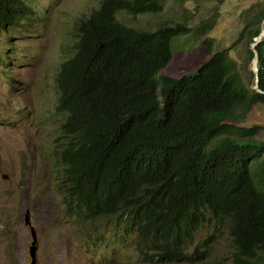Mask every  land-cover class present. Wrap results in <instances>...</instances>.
Segmentation results:
<instances>
[{
	"label": "trees",
	"instance_id": "16d2710c",
	"mask_svg": "<svg viewBox=\"0 0 264 264\" xmlns=\"http://www.w3.org/2000/svg\"><path fill=\"white\" fill-rule=\"evenodd\" d=\"M161 10L159 0H100L74 25L73 54L55 77L64 214L94 255L121 258L128 248L141 263H172L198 230L218 225L232 244L228 264H264V141L242 121L264 107V35L254 48L261 93L243 83L229 53L244 36L254 43L264 8L229 49L203 39L208 59L179 78L160 74L172 40L202 38L209 24L150 31L116 18ZM31 13L25 0H0V33Z\"/></svg>",
	"mask_w": 264,
	"mask_h": 264
},
{
	"label": "rangeland",
	"instance_id": "374dc122",
	"mask_svg": "<svg viewBox=\"0 0 264 264\" xmlns=\"http://www.w3.org/2000/svg\"><path fill=\"white\" fill-rule=\"evenodd\" d=\"M99 1L26 0L34 17L0 33V264H228L233 248L225 227L203 226L179 261L141 263L128 248L121 258L89 252L79 228L64 214L57 191L62 167L53 145L64 114L55 110V77L73 54L75 23ZM159 2L162 10L157 14L133 17L120 12L116 18L150 31L162 23H182L192 30L211 26L202 38L188 34L172 40V58L160 74L174 78L195 72L208 59L203 39H212L214 51L229 49L243 26L264 8V0ZM250 45L244 36L229 53L243 83L253 89L252 60L246 52ZM242 121L258 128L253 139L264 141V107H251Z\"/></svg>",
	"mask_w": 264,
	"mask_h": 264
},
{
	"label": "water",
	"instance_id": "95a60500",
	"mask_svg": "<svg viewBox=\"0 0 264 264\" xmlns=\"http://www.w3.org/2000/svg\"><path fill=\"white\" fill-rule=\"evenodd\" d=\"M263 29L261 30L262 32L260 33V35L255 39L254 43L251 45V49H253V47H255V45L261 41L262 37H263V34H264V23L262 25ZM256 63H257V55L256 53L254 52L253 53V59H252V68H253V73H254V77H255V81H254V90L255 91H259L258 89V86H257V73H258V70H257V67H256ZM3 179H6V177L4 176Z\"/></svg>",
	"mask_w": 264,
	"mask_h": 264
},
{
	"label": "clouds",
	"instance_id": "9594fccd",
	"mask_svg": "<svg viewBox=\"0 0 264 264\" xmlns=\"http://www.w3.org/2000/svg\"><path fill=\"white\" fill-rule=\"evenodd\" d=\"M25 3L27 4L26 0H25ZM27 5H28V4H27ZM28 6H29V5H28ZM29 7H30V6H29ZM30 9H31L32 13H31L29 16L23 18L21 21H19V23L16 25L17 27L20 26L24 21H30L31 18L34 17V11H33V9H32L31 7H30ZM17 27H16V28H17ZM16 28H12V29H16ZM9 29H10V27L7 28V30L4 31V32H7ZM2 33H3V32H2ZM3 177H4V176H3ZM3 177H2V178H3ZM5 177H6V176H5ZM6 178H7V177H6Z\"/></svg>",
	"mask_w": 264,
	"mask_h": 264
},
{
	"label": "bare ground",
	"instance_id": "6f19581e",
	"mask_svg": "<svg viewBox=\"0 0 264 264\" xmlns=\"http://www.w3.org/2000/svg\"><path fill=\"white\" fill-rule=\"evenodd\" d=\"M263 35H264V34H263ZM258 43H259V42H258ZM258 43H257V44H258ZM252 44H253V43H252ZM252 44H251V45H252ZM257 44H256V45H257ZM256 45H255V46H256ZM254 48H255V47H253V49H251V46H250V50H251L253 53L255 52ZM255 53H256V52H255ZM256 67H257V63H256ZM257 70H258V69H257ZM253 71H254V70H253ZM253 71H252V72H253ZM254 81H255V80H254ZM257 81H258V80H257ZM257 86H258V85H257ZM257 92H260V93H261L260 90L257 91ZM30 131H31V130H30ZM67 144H68V143H67ZM105 243H106V242H105ZM108 243H109V242H108Z\"/></svg>",
	"mask_w": 264,
	"mask_h": 264
}]
</instances>
